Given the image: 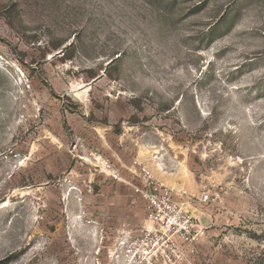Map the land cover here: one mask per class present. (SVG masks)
I'll return each mask as SVG.
<instances>
[{
    "label": "rangeland",
    "instance_id": "obj_1",
    "mask_svg": "<svg viewBox=\"0 0 264 264\" xmlns=\"http://www.w3.org/2000/svg\"><path fill=\"white\" fill-rule=\"evenodd\" d=\"M0 264H264V0H0Z\"/></svg>",
    "mask_w": 264,
    "mask_h": 264
},
{
    "label": "built area",
    "instance_id": "obj_2",
    "mask_svg": "<svg viewBox=\"0 0 264 264\" xmlns=\"http://www.w3.org/2000/svg\"><path fill=\"white\" fill-rule=\"evenodd\" d=\"M139 165L141 184L135 186V192L146 204L148 222L150 226L143 228L137 243L129 246L127 254L131 258L137 255L135 245H141L148 238H152L154 245L174 242L176 235L190 234L194 228V218L186 208V202L178 199L175 191L157 181L148 167ZM144 255L150 250L143 248Z\"/></svg>",
    "mask_w": 264,
    "mask_h": 264
}]
</instances>
